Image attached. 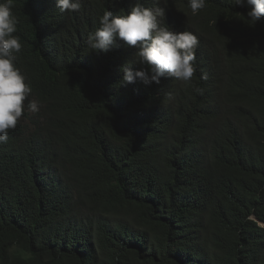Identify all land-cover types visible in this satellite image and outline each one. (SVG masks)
I'll use <instances>...</instances> for the list:
<instances>
[{
	"label": "trees",
	"instance_id": "1",
	"mask_svg": "<svg viewBox=\"0 0 264 264\" xmlns=\"http://www.w3.org/2000/svg\"><path fill=\"white\" fill-rule=\"evenodd\" d=\"M136 2L14 0L25 105L40 107L0 144V264H264V16L139 0L198 36L197 70L124 84L135 49L87 39Z\"/></svg>",
	"mask_w": 264,
	"mask_h": 264
},
{
	"label": "clouds",
	"instance_id": "2",
	"mask_svg": "<svg viewBox=\"0 0 264 264\" xmlns=\"http://www.w3.org/2000/svg\"><path fill=\"white\" fill-rule=\"evenodd\" d=\"M236 5L247 6V22L254 25L264 16V0H233ZM192 15L206 7V0H188ZM81 0H56L55 8L61 13L78 12ZM14 0H0V144H6L9 130L15 129L25 107L39 111V102L25 101L32 94L26 77L16 66L17 54L22 51L17 33L19 20L13 12ZM165 9L148 8L137 2L127 14L113 15L104 11L99 17L100 27L88 35L87 45L92 51L107 53L117 47V40L135 49V59L120 69L122 83L144 85L160 83L161 78H174L188 83L196 68V49L199 38L191 31H173L165 23ZM139 64V70L132 65Z\"/></svg>",
	"mask_w": 264,
	"mask_h": 264
},
{
	"label": "rangeland",
	"instance_id": "3",
	"mask_svg": "<svg viewBox=\"0 0 264 264\" xmlns=\"http://www.w3.org/2000/svg\"><path fill=\"white\" fill-rule=\"evenodd\" d=\"M260 225H263V224H260Z\"/></svg>",
	"mask_w": 264,
	"mask_h": 264
}]
</instances>
